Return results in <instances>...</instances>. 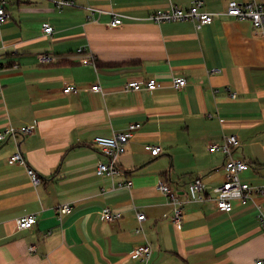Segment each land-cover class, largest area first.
Wrapping results in <instances>:
<instances>
[{"label": "crops", "instance_id": "obj_1", "mask_svg": "<svg viewBox=\"0 0 264 264\" xmlns=\"http://www.w3.org/2000/svg\"><path fill=\"white\" fill-rule=\"evenodd\" d=\"M3 1L9 17L0 23V131L36 126L0 141V264H144L132 256L144 243L153 248L149 264H264V33L225 14L231 0H203L214 20L201 27L148 18L195 0H74L62 8L55 0ZM116 15L123 21L111 26ZM43 53L57 60L42 63ZM90 57L96 65L83 61ZM177 76L187 78L185 87L173 85ZM150 78L161 86L124 89L129 80ZM72 83L78 92L65 93ZM96 83L100 92L91 90ZM133 123L139 126L119 157L120 172L98 175L107 156L93 138ZM233 134L240 139L233 157L251 164L240 174L254 187L251 200H236L231 212L211 198L190 200L188 183L197 176L214 197L228 155L208 148ZM17 149L41 174L40 185L25 165L9 163ZM128 180L131 186L119 184ZM160 180L183 203L181 227ZM65 203L72 210L61 213ZM104 207L121 218L102 220ZM138 211L146 215L140 231ZM30 213L37 222L18 228L17 219Z\"/></svg>", "mask_w": 264, "mask_h": 264}, {"label": "built area", "instance_id": "obj_2", "mask_svg": "<svg viewBox=\"0 0 264 264\" xmlns=\"http://www.w3.org/2000/svg\"><path fill=\"white\" fill-rule=\"evenodd\" d=\"M55 4L58 8H62L67 5H75L74 0H55ZM203 0H195L189 8H182L178 5H172L168 9H158L149 15L150 20L156 22L167 21H183L193 20L197 27H201L205 24H210L214 20V13L203 10ZM90 12L94 13L96 8L89 7ZM225 14L235 17L239 20H250L253 26L264 33V0H248L246 2H239L237 0H231ZM9 17V13L6 10L5 1L0 0V23L4 22ZM123 21L121 15H116L110 22L111 26H118ZM43 30L46 34L51 35L53 33V26L49 23L43 25ZM84 48H78V52L82 53ZM57 60L55 55L50 53H43L39 55V61L42 63H50ZM85 63H91L96 65L92 57L83 60ZM187 78L184 76H177L174 78L173 85L176 88H183L187 85ZM161 86V83L155 79L150 78L145 84L138 80H129L124 83V89L126 91L134 90L138 91L142 88L148 90H154ZM91 90L100 92L102 87L99 83L91 86ZM63 91L65 93H77L78 87L75 84L65 85ZM2 92V89H0ZM235 96V94H232ZM35 124L22 125L16 127L9 124L5 129L0 131V141L9 139L15 135H21L23 137L33 133L35 130ZM138 123L130 125L128 131L114 132L112 135H96L93 138L94 144L107 156V161H100L97 165L96 172L98 175H105L114 177L120 172L119 157L126 151V143L133 135V129L138 127ZM240 145V139L237 135H228L225 137L222 143H211L209 145L210 151L222 150L228 155L225 161L226 175L224 181L214 187V197L208 195L206 187L200 176L193 177L188 183L187 194L188 198L192 201H204L211 198L215 201L216 206L223 211L231 212L234 209L235 201L238 200L242 205L247 204L253 195L254 187L241 179V172L249 169L251 164L244 158L233 157V149ZM147 148L152 154H158L161 152L160 146L147 145ZM9 163H20L26 166L27 173L34 186H38L43 182L41 174L33 167H31L20 149H17L9 158ZM120 185L131 186L132 180H128L126 183L121 182ZM157 188L163 193L167 194L175 204L172 220L178 227L182 226L184 207L182 201L178 200L176 192H174L170 184L164 180H160L157 184ZM258 190L264 192V188H258ZM72 210L70 203H65L60 207L61 213H67ZM122 216L120 212H114L109 207H104L101 210V219L108 222L118 221ZM137 217L140 222V226L137 231L142 229V221L146 218L144 212L138 211ZM260 220L264 223V216L259 215ZM37 222V216L34 213L24 215L17 219L18 228L25 229L32 227ZM35 248V246H32ZM153 255V248L150 243H144L136 246L132 252L134 258L141 259L144 264H149ZM257 264H262V260L257 261Z\"/></svg>", "mask_w": 264, "mask_h": 264}, {"label": "trees", "instance_id": "obj_3", "mask_svg": "<svg viewBox=\"0 0 264 264\" xmlns=\"http://www.w3.org/2000/svg\"><path fill=\"white\" fill-rule=\"evenodd\" d=\"M97 65H99V63H97Z\"/></svg>", "mask_w": 264, "mask_h": 264}]
</instances>
